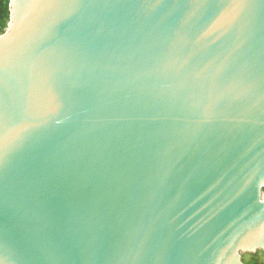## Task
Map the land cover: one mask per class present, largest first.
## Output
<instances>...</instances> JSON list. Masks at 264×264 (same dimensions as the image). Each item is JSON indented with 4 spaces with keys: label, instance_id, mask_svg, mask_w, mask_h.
Listing matches in <instances>:
<instances>
[{
    "label": "water",
    "instance_id": "1",
    "mask_svg": "<svg viewBox=\"0 0 264 264\" xmlns=\"http://www.w3.org/2000/svg\"><path fill=\"white\" fill-rule=\"evenodd\" d=\"M9 8L0 264L264 252V0Z\"/></svg>",
    "mask_w": 264,
    "mask_h": 264
},
{
    "label": "trees",
    "instance_id": "2",
    "mask_svg": "<svg viewBox=\"0 0 264 264\" xmlns=\"http://www.w3.org/2000/svg\"><path fill=\"white\" fill-rule=\"evenodd\" d=\"M10 0H0V34H3L10 21ZM246 264H264V252L259 251L257 254H247L244 257Z\"/></svg>",
    "mask_w": 264,
    "mask_h": 264
}]
</instances>
